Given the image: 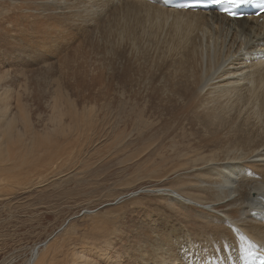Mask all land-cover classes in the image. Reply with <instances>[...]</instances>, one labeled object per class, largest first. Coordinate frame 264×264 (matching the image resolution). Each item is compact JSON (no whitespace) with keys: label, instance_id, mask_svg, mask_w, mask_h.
Listing matches in <instances>:
<instances>
[{"label":"bare ground","instance_id":"bare-ground-1","mask_svg":"<svg viewBox=\"0 0 264 264\" xmlns=\"http://www.w3.org/2000/svg\"><path fill=\"white\" fill-rule=\"evenodd\" d=\"M31 10L24 24L36 41L22 45L9 37L3 49L9 62L35 58L39 72L31 80L56 84L51 71L58 61L77 82H106L96 89L107 87L108 101L95 102L92 110L85 101L71 103L51 84L52 112L65 102L58 126H52L57 132L47 133L46 122L39 129L22 127L21 134L12 122L30 124L29 104L17 93L12 98L20 87L11 92L0 84V200L6 190L24 191L34 174L48 182L58 177L59 171L41 174L52 161L94 151L102 144L99 136L120 143L117 129L130 121L120 107L153 91L172 109L164 125H190L197 154L185 168L181 189L167 179L155 180L158 186L121 188L123 193L102 203L129 198L119 207L121 220L106 215L90 223L87 234L42 239L28 264H253L264 255V60L258 57L264 52L263 21L170 9L159 0H37ZM14 72L10 82H20L22 71ZM245 249L255 259L246 258Z\"/></svg>","mask_w":264,"mask_h":264},{"label":"rangeland","instance_id":"rangeland-1","mask_svg":"<svg viewBox=\"0 0 264 264\" xmlns=\"http://www.w3.org/2000/svg\"><path fill=\"white\" fill-rule=\"evenodd\" d=\"M35 1L37 0H0V84H8L10 91H15L20 87V92L16 90L17 92L11 93L12 98H15L14 93H17L30 106L40 108V112L35 113L34 109L27 105V108H30V110L27 109L28 111L26 110L25 114L28 115L27 119H29L30 124L24 125L17 119L12 122L21 134H23L22 127H32L33 125L34 128L39 129L46 122L48 126L46 132L52 134L57 132V129H52V126L54 124L58 126V109L63 111L65 108L63 99L53 112L51 110L50 104L53 105V102L48 98V94L50 93L49 96L51 95L50 85L55 84V82L49 84L50 82H44L42 79L31 80L39 72L37 59L31 58L29 62L25 60H20L16 63L9 62L8 56L3 52V49L6 48L5 42L9 37L11 40L22 45H28L36 41L34 39L31 40V37L28 36V31L24 24L25 16L32 12L31 5ZM52 5L53 3L51 2L47 10ZM1 32L4 35L9 33V36L5 38L1 36ZM67 37L69 39V36ZM69 57L73 58V56ZM73 61L76 60L73 59ZM59 63L55 61L51 73L60 82H57L55 85L64 94V97H68L71 103L85 101L84 105L92 109L95 102L101 104L108 101L107 87L101 86L98 90L96 89V86L106 82H94L95 86L92 85V82H77L69 73L67 75V68L65 70L59 68V66L61 67ZM71 65H75V63L72 62ZM14 70H16L17 74L22 71V75L18 78L20 82H17V80L15 83L14 81L10 82L14 79ZM62 73L63 76L60 75ZM36 83H39L40 88L35 87ZM31 85L34 87L32 86L33 88H31ZM21 86L22 88L24 86L26 91ZM36 90H38L40 95ZM21 92L23 93L21 94ZM119 95L121 97V94ZM37 99H39V102ZM42 100L43 103L40 104ZM47 103L50 105V111L48 110L49 105L46 108ZM120 108H125L130 118L128 123L124 124V126H119L117 129L120 143H112L113 139L107 134L99 136L100 138H98L102 140L100 142L102 144L94 149V151L87 150L85 155L82 154L78 158L75 157L68 161H58L54 162V164L52 161L47 169L48 171L41 174L44 175L47 172L52 174L59 171L58 177L48 182L43 181V178L39 174H34L32 176L33 180L27 182L26 185L24 184L27 186L24 191L19 190L18 187L16 190L4 191L6 193L5 198L2 197L0 200V264H28L29 259L36 253V247L42 243V239L43 241L49 240V238L50 241L52 239L55 240V238L60 237L64 232H72L69 236H73L76 233L87 234L88 228L91 227L90 223H94L97 218H101L102 216H113L114 219L118 216L119 220H121V212L123 211L119 207H121L120 205H125L129 198L125 197L118 200L120 199L118 197L116 200L118 203L115 201L113 202L114 205L111 204L105 207L103 205V201L109 199V195L110 200H113L117 196L116 193H123L120 190L121 188L136 189L145 185L151 186V183L158 186L162 183L161 181L158 183L155 180L160 179H167L171 188H176V183L179 184L180 189L183 187L188 176L185 168L190 163L191 156L197 154L192 148L196 144V141L194 140L195 137L190 125L187 122L181 124L174 122L170 125H164V121L172 112V109L168 110L163 105L161 95H157L155 91L147 94L141 101L136 99L130 100ZM41 111L44 112V115H42ZM61 117H63L64 121H68L65 115ZM1 119L2 122L5 121L4 117ZM59 163L60 165H58ZM64 172L68 173L64 176L65 178L63 176L59 177ZM35 180L42 181V183L40 182L41 184L39 183L40 186L29 185L30 182H35ZM145 193L149 194L148 192ZM149 195L152 196V194ZM114 208H119L117 210L119 212H115L116 209ZM82 209L87 211H83ZM110 209L112 212H110ZM77 212L78 215H76ZM72 216L74 217L72 218ZM99 234V232H91L90 235L98 236ZM37 249L39 250L40 248L37 247Z\"/></svg>","mask_w":264,"mask_h":264},{"label":"snow or ice","instance_id":"snow-or-ice-1","mask_svg":"<svg viewBox=\"0 0 264 264\" xmlns=\"http://www.w3.org/2000/svg\"><path fill=\"white\" fill-rule=\"evenodd\" d=\"M203 0H191L190 3H185L179 5L182 8H192L196 7L199 4H201ZM212 3L218 4L220 6V10L225 13L226 15L236 18L237 16L240 15V12L237 11V9L245 6V5H251L256 0H211ZM259 6L261 9V14H264V0H258ZM247 256L246 258H252L255 259V255L248 251V249H245Z\"/></svg>","mask_w":264,"mask_h":264}]
</instances>
